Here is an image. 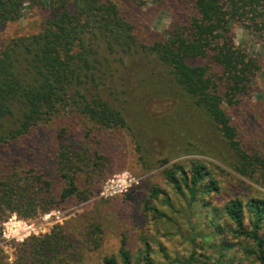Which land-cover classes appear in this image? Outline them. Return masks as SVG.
Here are the masks:
<instances>
[{"label":"trees","instance_id":"trees-1","mask_svg":"<svg viewBox=\"0 0 264 264\" xmlns=\"http://www.w3.org/2000/svg\"><path fill=\"white\" fill-rule=\"evenodd\" d=\"M45 7L48 14L39 32L0 38V147L72 118L84 121L90 136L79 138L65 121L58 128L55 163L63 180L58 192L41 170L18 164L27 156L16 157L18 163L0 175V218L6 213L31 217L70 198L91 196L93 178L105 159L98 136L132 131L127 121L129 111L136 110L131 84L144 92L146 104L137 113L143 130L169 140L188 135L189 146L204 145L205 155L213 141L224 148L216 149L214 158L233 173L200 159L189 160L188 170L179 163L162 169L179 194L186 192L191 201L200 191L221 194L230 188L225 173L234 181L248 179L264 187V151H251L235 121L261 64L233 39V24L238 23L264 44V0H191L186 21L175 18L150 41L138 36L134 22L113 0H0V34L26 8ZM148 100H169L173 110H152ZM194 137L202 143L190 142ZM140 143L134 142L137 153ZM36 149L31 145L27 150L36 154ZM160 192L152 187L151 197ZM234 192L218 207L211 200L202 203L220 208L233 232L250 240L245 251L254 264H264V197ZM17 254L16 264H73L71 240L61 226L31 237ZM118 256H104L100 264H133L124 238ZM0 264H6L1 257Z\"/></svg>","mask_w":264,"mask_h":264},{"label":"rangeland","instance_id":"rangeland-1","mask_svg":"<svg viewBox=\"0 0 264 264\" xmlns=\"http://www.w3.org/2000/svg\"><path fill=\"white\" fill-rule=\"evenodd\" d=\"M113 1L134 22L138 36L146 41L164 34L175 18L186 21L191 14V0ZM47 14L46 7L26 8L20 20L3 28L0 38L39 32ZM233 39L261 64L249 98L236 110L235 121L251 151H264V44L238 23L233 24ZM131 87L135 93L132 109L136 110L129 111L127 121L132 131L119 130L98 136L100 153L105 159L100 160L99 174L93 178L91 196L83 201L70 198L56 208L31 217L6 213L0 218V257L6 264L18 262L17 249L22 243L31 237L48 234L59 226L71 240L73 264H100L104 256L110 255L119 258L122 238L130 250L133 264H254L255 258L245 251V248H251L250 240L233 232L232 223L220 208L215 210L202 202L211 200L218 207L234 191L244 197H264V187L248 179L241 178V183L234 181L224 172L230 188L221 194L200 191L195 201H191L186 192L179 194L166 180L162 169L179 163L188 170L189 160L200 159L233 173L214 158L216 151L224 152V148L212 140L210 154L205 155L204 145L189 146L185 138L188 135L169 140L156 132L143 130L137 113L146 104L141 100L144 92L138 86L133 88L131 84ZM148 101L147 106L152 110L170 107L169 100ZM176 118L173 113L171 119ZM64 121L72 126L71 131L79 138L90 136L86 133L88 126L78 118L43 125L33 135L0 147V175L17 164L21 159L19 155L23 154L27 159L18 164L23 163L26 170L31 166L41 170L58 192L63 180L56 170L55 153L58 128ZM138 139L142 145L140 153L134 145ZM189 141L202 143L196 137ZM31 145L37 147L36 154L28 153ZM165 159L168 163L159 166ZM152 187L161 190L156 198L151 197ZM14 216L16 221L22 222L8 226L7 233L6 223ZM147 252L149 259H145Z\"/></svg>","mask_w":264,"mask_h":264},{"label":"built area","instance_id":"built-area-1","mask_svg":"<svg viewBox=\"0 0 264 264\" xmlns=\"http://www.w3.org/2000/svg\"><path fill=\"white\" fill-rule=\"evenodd\" d=\"M16 217H12L9 219V221L6 223V226H5V232L9 231V227L8 226H15V225H19L20 222L22 221H16ZM9 233V232H7Z\"/></svg>","mask_w":264,"mask_h":264}]
</instances>
